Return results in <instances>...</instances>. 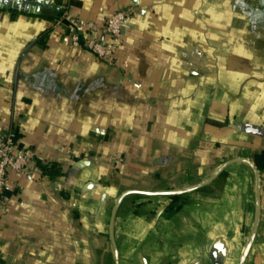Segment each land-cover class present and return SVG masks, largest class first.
Here are the masks:
<instances>
[{
    "label": "crops",
    "instance_id": "1",
    "mask_svg": "<svg viewBox=\"0 0 264 264\" xmlns=\"http://www.w3.org/2000/svg\"><path fill=\"white\" fill-rule=\"evenodd\" d=\"M50 1L57 11L0 9V132L33 152L9 177L0 264H115L123 191L189 187L234 158L259 172L243 264H264V0ZM64 8L97 25L134 9L116 65L71 47L54 26ZM205 187L124 197L117 264H239L255 175L235 162Z\"/></svg>",
    "mask_w": 264,
    "mask_h": 264
},
{
    "label": "built area",
    "instance_id": "2",
    "mask_svg": "<svg viewBox=\"0 0 264 264\" xmlns=\"http://www.w3.org/2000/svg\"><path fill=\"white\" fill-rule=\"evenodd\" d=\"M133 13V8L118 9L106 17L103 25H97L93 21L70 16L64 8L54 20V26H65L72 48L88 52L112 66L116 65L115 53L121 44V28ZM32 156L31 149L19 147L14 130L0 132V211L5 204L6 192L11 189L10 174L26 175Z\"/></svg>",
    "mask_w": 264,
    "mask_h": 264
},
{
    "label": "water",
    "instance_id": "3",
    "mask_svg": "<svg viewBox=\"0 0 264 264\" xmlns=\"http://www.w3.org/2000/svg\"><path fill=\"white\" fill-rule=\"evenodd\" d=\"M0 9H7V10L13 9V10H18V11L31 14V15L32 14L38 15L41 9H51V10L57 11L58 7L54 6L50 0H0ZM235 162H243L247 164L255 175L254 220H253L250 237L248 239V242L244 248V251L239 261V264H243L254 242L257 229H258V225H259V219H260V176H259V172L252 161L248 159H244V158H234V159L227 160L224 163H222L216 169V171L212 175H210L208 178H206L205 180L200 181L192 186L182 188V189H167V190H161V191H146V190L131 189V190L123 191L116 198L114 202V205L111 211L110 223H109V235H110V240L114 248L115 261H116L115 264H117V254H116V249L114 245L113 223H114V218L116 216V212L118 210L120 202L122 201L124 197L130 194H140V195H148V196H155V195L174 196V195H181V194L197 191L209 185L210 183H212L229 165Z\"/></svg>",
    "mask_w": 264,
    "mask_h": 264
},
{
    "label": "trees",
    "instance_id": "4",
    "mask_svg": "<svg viewBox=\"0 0 264 264\" xmlns=\"http://www.w3.org/2000/svg\"><path fill=\"white\" fill-rule=\"evenodd\" d=\"M47 32V31H45ZM45 32L41 33L40 35V40L43 41V37L45 36ZM260 159L264 160V152L260 154L259 156ZM40 165V170L43 174H57L59 173V167L57 163H45V164H39ZM256 165L259 166L258 162L256 161ZM223 177V175L221 176ZM202 190H209L208 187L203 188ZM172 198H176V196H173Z\"/></svg>",
    "mask_w": 264,
    "mask_h": 264
}]
</instances>
